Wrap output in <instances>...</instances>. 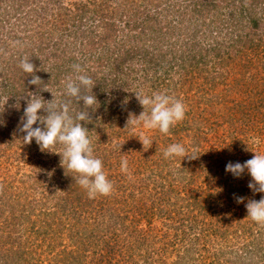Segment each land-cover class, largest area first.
<instances>
[{"label":"rangeland","instance_id":"374dc122","mask_svg":"<svg viewBox=\"0 0 264 264\" xmlns=\"http://www.w3.org/2000/svg\"><path fill=\"white\" fill-rule=\"evenodd\" d=\"M33 1L34 4L31 5ZM89 1L21 0V3H29L16 13V17H5L4 13H0V21L3 22L0 26V55L3 53L6 59L3 64L4 71H2V76H5L4 74L9 71V80H14L11 84H15V82L21 84L24 88L23 91H27L31 95L30 92H37V86L30 83L31 75L36 74L43 80L40 87L43 88L47 85L52 92L57 94V100H62L60 98L65 96L61 95L63 85L61 82L58 84V81L66 79L68 76H63L59 69H54L52 72L51 70L54 67L53 63L57 59L58 53L85 59L84 57L82 58L80 53L82 44L80 42L72 43L74 37L69 36V33L73 29L74 24L81 20L80 15L91 16L93 14L94 3L90 5L88 4L90 3ZM32 7L34 9H31ZM12 10L13 13L14 9L12 8ZM42 34L50 37L49 42L46 41L47 39H41L40 41ZM155 36H150V38H154L152 40L154 50L160 46ZM62 39L65 40L63 43H67L68 46L61 42ZM53 42L55 45H53ZM40 44L43 47L42 53L39 50ZM49 44L52 45L49 47ZM31 48L38 53L36 66L40 71L28 74L21 69L20 63L25 58L31 60L29 58L30 50H33ZM56 50H58V53ZM18 56L21 57L20 63L16 61ZM10 57L12 61H15L18 68L14 69V71L13 69L9 70V68L6 70L7 66L12 67L14 65L9 62ZM50 57H52L51 60ZM254 59L255 64H258L264 75V52L260 57H255ZM159 64L161 65H159L158 69L160 68L161 73L164 74L165 70L167 71L161 76L163 79L162 89L153 83L146 82L143 78H137L128 71L129 74L123 77L124 80L119 82V85L105 90L102 96L99 92L97 94L94 93L97 97L100 111V108L105 106L103 103V101L106 102L105 98L110 102L109 106L113 108L110 118H107L109 120L104 123L107 132L98 133L91 131L88 133L89 138L91 137L93 155L102 160L103 171L113 184V190L107 197L109 201L103 202L104 211H95L94 213L91 209L94 206L93 204L98 202H91L93 199L88 197L85 190V195L80 200L84 210L82 223L79 222L76 225V221L72 220L71 223L66 222L65 226L61 227L57 223L60 219L56 214L54 216V211L57 209L61 210L60 202L64 201L65 194L63 191L60 192V190L67 189L64 183L69 178L68 175H72L71 172H66V170H57V155L51 152H42L37 149L36 145L30 148V145L24 144L21 138L25 133L23 134L19 129L15 131L17 138L14 135L9 140L6 135L2 137L1 142L3 143L0 145V188L2 191L4 189L5 193L0 198V264H70L69 259L75 254L79 255L85 246H87L85 255L92 256L88 241L90 237H94L93 233L95 231L93 229L95 227L98 228L96 234L103 233L105 227L102 224V220L107 222L109 219L112 227H115L114 230H119L122 222L114 224L109 217L121 215L125 218L124 212H127L130 216L129 219L126 217L125 221L126 225H129V230L127 231L129 239L123 242L126 234L122 237L118 233L119 236L115 243L119 242V244L114 250H107L105 248L106 242L102 241L104 240L102 239V243L95 247L98 250V254H103L102 257H98L97 264H175L183 257L191 258L188 264H231L230 262L225 263V259L222 258L221 254L226 251H233L232 256H234L235 253L243 251L246 244L253 242L255 245L251 244L248 249L252 251V248H254L257 256L260 253V258L263 259L260 264H264V251L258 245V237L264 226L258 225L254 221L252 222L257 225L250 222L245 207L248 200L255 199L258 201L264 197V193H255L253 196H249L252 192L248 187L251 176L247 171L241 178L231 182L229 174L226 172V164L224 165V173L228 180L227 183L224 181L222 184L219 183L220 180H224L222 174L216 179L204 177L205 175L203 174L200 176L201 178H196V183L188 188V192L184 191L181 181L178 179L177 174L174 173L177 182L174 186L175 189H170L171 194H167V191H164L165 189L163 190L161 186L159 187V183L153 181L155 178L153 177L154 174H152V171L159 164L158 159L167 147L173 144L171 140L182 141L181 144L190 152L193 141L189 133H186V130L192 136H194L195 130L206 132L207 137L204 139V148L213 147L218 151L222 146L228 145L231 148L228 151L231 155L220 153L221 160H225L228 158L227 156H230L232 159L244 163L249 160L247 159L248 154H250V158H253L254 152L264 154V118L261 116L264 113V109L254 115L253 113L250 114L255 108V101L264 98L263 87L257 89L253 85L248 87L236 84L232 87L230 95L224 97L225 91L223 92V90H225V86H222L218 91H212V94L216 96L214 98H219L220 103L219 101H214L211 104V95L205 97L203 93L198 92L195 88L189 86L186 88L187 86H185L183 88L186 89L183 93L181 84L177 85V82L182 78L169 65H165V63ZM134 66H138V64ZM242 72H244L242 68H235L234 66L232 74L235 78H240V76H243ZM75 75H77L76 72L73 76L75 77ZM13 77L16 78L13 79ZM200 81L199 78H194L192 84L198 87V84H201L203 79H200ZM229 82L230 79H227L226 83L228 84ZM176 85L178 86L177 88ZM25 87L28 90H25ZM27 93L24 95L25 97L28 95ZM135 93H143L149 96L153 93H165L175 99H179L186 108L185 118L171 127L170 131L173 130V132L169 131L168 134L161 133L158 129L148 130L142 126L133 127L131 124L126 128L129 113H134L138 116L143 111ZM38 94L42 95L45 100L53 99L50 92L39 91ZM8 96L0 92V111L2 110L3 112H0V124H2V120H6V114L10 112V110L5 111L4 109L8 105L18 103L15 99L12 100ZM21 99L23 101L21 104L26 103L24 97ZM125 100L128 101L126 104L123 103ZM239 104H242L246 111L240 109ZM81 109H83V104L74 110L81 111ZM43 113L41 111L40 115H43ZM217 121L219 122L218 124ZM98 126L100 125L98 124ZM212 128L217 130V134L212 133ZM174 131L181 132L179 136H176ZM141 135L147 136L152 141L149 149H144L138 139ZM62 147V145L57 144L52 151H60ZM248 148L251 151L246 150ZM122 159H127L128 161L127 173L121 171ZM175 160L177 159L175 158ZM235 162L233 161V163ZM164 164L166 165V163ZM177 165H169L172 168L166 172H173ZM221 170L222 167H220V172ZM47 175L49 178L53 175L52 178L56 185L50 186L48 189L44 187V189L48 192L58 190V192L51 191L48 195L49 198L45 195L48 193L43 192L44 190L41 188L42 184L47 181ZM126 179L131 181L125 192L130 197V200L122 205L118 203V200L116 202L114 198L111 199V196L115 194L117 186L118 188L124 186V180ZM114 181H118L117 186ZM10 185H14L12 186L13 188L9 189ZM38 185L39 188L36 191L35 189ZM219 188H222V194L226 193L223 191L227 189L233 190L235 195L242 188H246L245 195H241V197L245 198L244 203L226 201L222 205V208L226 209V213L228 206H235L238 209L237 215H235V210L230 214L221 213L218 215L220 218L227 219L225 229H220L219 226L215 229L213 228L214 223L217 222V216L212 214V206H208L206 200L208 198L212 202L214 197L212 198L211 194L215 196ZM118 195L122 198L124 189L118 192ZM160 195L165 200V203H162ZM42 197L44 199L40 203L39 208L42 207L43 212L38 209L36 210L37 215H35V212V214H31L27 218L29 219L28 221H20L18 216L26 214L20 210L29 207L32 204L31 199L36 198L38 200ZM200 200L202 202H198ZM78 203L79 201L77 200L75 204ZM195 204H197V208L201 209V212L198 211L193 214L188 209L190 205L196 207ZM155 210L157 211L154 212ZM180 211H183V215ZM153 212L154 215H152ZM103 214H105L106 219H102L101 215ZM161 214L162 216H159ZM169 214L174 220L169 217ZM197 215L200 218L195 217ZM188 216L191 218H188ZM48 222L51 226L50 232L41 231L30 234L35 232L37 228L46 227ZM206 224H211V228L200 233V230ZM241 224L251 227L253 232L247 233ZM36 236L37 240L33 247L39 245L43 246V248L38 247L32 258L30 256L26 257L24 254L19 256L17 252H20V246H28L26 243L34 240ZM77 236L80 237L78 238ZM115 236L111 235L110 237L113 239ZM75 237H77V242L81 244L78 249L71 247L70 244L72 238ZM108 237L105 236L103 238L108 240ZM80 238L82 239L80 240ZM110 241H112V244L113 240L110 239ZM12 244L14 245L12 246ZM68 244V250H65ZM47 246L52 248L50 254L46 251ZM187 249L191 250V252L194 250L196 257L187 255ZM42 250H45L46 254H43ZM62 259L67 260V262H62Z\"/></svg>","mask_w":264,"mask_h":264},{"label":"trees","instance_id":"16d2710c","mask_svg":"<svg viewBox=\"0 0 264 264\" xmlns=\"http://www.w3.org/2000/svg\"><path fill=\"white\" fill-rule=\"evenodd\" d=\"M11 1L12 0H0V13H4L5 17H16V13L21 11L22 8L26 7L29 3H21V0ZM89 2L90 3L88 4L90 5L94 3L92 8L93 14H91V16L80 15L79 17L81 20L74 24L73 29L70 30L69 33V36L72 38L74 37L72 43L80 42L82 44L80 53L82 54V58L84 57L85 59H81V57H70L71 55H60L58 50H56L58 56L54 61V67L51 70L52 72L54 69H59L63 76H73L75 73L73 66L76 64L81 66V74L91 77L95 86L92 92L91 90L86 91V89H82V94L95 95L94 93L97 94V92H99L102 96L105 90H108L112 86L115 87L119 85V82L124 80L123 77H126L129 74L128 71H130L137 78H143L146 82H150L151 84L153 83L162 89L163 79L161 76L167 71L165 70L164 74L161 73L162 71L160 68L158 69V67H160L159 65H161L159 63H165L167 66L169 65L170 68L172 70L174 69L175 73L182 78L179 82H177V85L179 83L181 84V91L183 93L188 86L195 88L198 92L203 93L205 97L211 95V104L214 101H219L220 103L219 98H214L216 96L215 94H212V91H218V89L222 86H225V90H223V92L225 91L223 94L224 97L230 95L232 87L236 84L248 87L253 85L257 87V89L261 87L264 89V75L262 74L258 64H255L254 59L255 57H260L264 52V0H90ZM32 4H34V1L31 5ZM34 7L31 9H34ZM12 8L14 9L13 13ZM30 17H32V15H30ZM2 23L3 22L0 21V26ZM150 36H155L159 41L160 46H158L155 50L152 45V40L154 38H150ZM49 38V36H44V34H42L40 41L41 39H47L46 41L49 42ZM64 41L65 40L62 39L61 42L63 43ZM61 42L60 44L62 45ZM63 44L68 46L67 43ZM50 45L52 44H49V47ZM53 45H55L54 42ZM39 50L41 53L43 52L41 44L39 46ZM37 55L38 53L35 52L34 49L30 50L29 58L31 60H28L35 66L36 63H38ZM51 58L52 57H50V60ZM17 59L18 60L16 61L20 63L21 57L18 56ZM80 59L81 61H79ZM4 61H6V59L2 53L0 55V72L4 71ZM9 62H12L15 66L12 65L13 68L11 66H7L6 70L9 68V70L13 69L14 71V69L17 68L15 61H12L10 57ZM135 64H138V66H134ZM234 66L235 68L240 67L244 70V72H242V77H234L232 74ZM2 74L3 72L0 73V92L4 95H9V98L12 100L15 99L18 103L8 105L4 109L5 111L10 110V112L6 114V120H2V124H0V145L3 143L1 142L3 136L6 135L8 140L11 139L13 135L16 137L15 131L19 129L18 125L20 124V118L23 115L24 108L26 107V103L21 104V102H23L21 98L25 97L24 95L27 93V91H23L24 88L21 84L16 82L15 84H11L14 80H9V71L4 74L5 76H2ZM14 78L16 77H13V79ZM194 78H199V82H201L200 79H203V82L198 84V87H196L192 84ZM227 79H230L228 84L226 83ZM62 80L65 79H60L58 84ZM177 85L176 88L178 87ZM185 86L187 87L183 88ZM1 87H3L2 90ZM25 90H28L27 87H25ZM60 99L71 100L73 110L83 104L82 101L79 103L75 98H70L66 95ZM105 100L106 102L103 101L105 109L100 108V111L98 107L99 103H97L93 106V110L95 111H92L91 109L89 110L91 121L88 123L82 122L84 123V126L89 129L88 133L91 131H96L98 133L107 132L104 127V123L109 120L107 118H110L113 108L109 106L110 102L106 98ZM239 106L240 109H245L242 104H239ZM263 109L264 98L257 99L255 101V108H253V111H251L250 114L253 113L254 115L257 112L259 113L263 111ZM81 110L87 111V109L84 108ZM0 112L3 113L2 110ZM75 112L77 111L74 110L73 115H75ZM43 115H45V113H43ZM261 116L264 118V113H262ZM218 123L219 122L217 121V124ZM98 124L100 126H98ZM37 126H41L39 122L37 125H34V127ZM211 130L212 133L217 134V130L215 128H212ZM170 132H173V130ZM180 132L181 131H174V135L179 136ZM186 133H189L192 137L191 140L193 141V145H191L192 148L190 147V152L186 150V154L187 156L194 157L195 159H189L181 156L166 159L162 154L158 159V166L155 167L156 169L154 171H152V174H154L153 177L155 178L153 181L159 183V187L161 186L163 190L165 189L164 191H167V194H171L170 189H175L174 186L177 180L174 173L177 174L178 179L181 181L184 191H187L191 185L196 183V178L199 179L198 177L203 174L205 175L204 177H213L214 179L222 174L224 180H220L219 183L222 184L223 181L227 183L228 180L226 174L224 173V165L229 162L233 163V161H238L232 159L230 156H227L228 158L225 160H221L220 153L231 155L228 152L231 148L228 147V145L222 146V148H219L220 150L218 151H216L213 147L204 148V139L207 137L206 132H202V130H195L194 136H192L188 130H186ZM171 142L181 144L182 141L179 142V140L176 141V139H174L171 140ZM28 145H30V148L35 147L36 145L37 149H40L35 140ZM250 157V154H248L247 159H251ZM175 158L177 160H175ZM60 159V156L57 155V170L63 171L65 169L60 166ZM164 163H166V165ZM176 164L178 165L174 171L172 170L173 172H166L172 168L169 165L175 166ZM220 167H222L221 172ZM71 174L72 175H68L69 178H67L64 183L66 184L67 189L60 190V192L63 191L65 194L63 199L64 201L60 202L61 210L57 209L54 211V216L56 214L60 219L57 223L61 225V227L65 226L66 222L71 223L72 220L76 221V225L79 222L82 223L83 220L82 215L84 210L83 204H80V200L85 195V189L77 184L76 180L72 177L77 174L73 172H71ZM228 174L230 181L235 182L237 178H234L230 173ZM50 178L48 176L47 181H44L45 183L41 186L44 190L42 191L48 193L45 194L48 198L51 191L58 192V190H51L50 192L45 190L50 186L56 185L53 178ZM114 182L115 185L118 184V181ZM130 183L131 181L126 179L124 180V186H122L123 188H118L116 185L117 189L115 190V194H112L111 199L114 198L116 202L118 200V203H121L122 205L123 203L125 204V202L129 201L130 197L127 196L125 192ZM12 186L14 185H10L8 188L11 189L13 188ZM38 188L39 185L35 190L37 191ZM122 189H124V196L120 198L118 192H121ZM245 189L246 188H242L238 194L235 195L233 190L230 191L227 189L223 191L226 193L222 194V188H219V191L216 192L215 196L211 194V197H214V202L212 201L213 204H211L212 202L206 198L208 206H212V214L217 216V222L214 223L213 226L214 229L217 226H219L220 229H225V226H227V219L218 217L221 213L230 214L235 210V215H237L238 209L235 206H228V211L226 213V209H223L222 205H224L226 201L236 202L235 197L245 195ZM3 191L0 188V198L5 193V191ZM254 194L255 193L252 191L249 196H253ZM107 197L108 195H97L96 198L91 200V202H98L97 204H93L94 206L91 211H93V213L95 211L103 212L105 207L103 206V202L109 201L107 200ZM43 199V197L38 200L36 198L31 199L32 204H30L29 207L25 209L22 208V210H20L22 213L26 214L19 215V220L28 221L29 219L27 218H29L31 214H35L36 210L39 209L42 211V207L39 208V205ZM77 200L79 203L75 204ZM153 201L155 202L154 198ZM161 201L162 203H165V200L162 197ZM198 202L202 201L200 200ZM195 205L196 207L190 205L188 209L193 214L198 211L201 212V209L197 208V204ZM156 211L157 210L154 212ZM154 212L152 215H154ZM180 212L182 214L183 211ZM37 214L38 213L36 212L35 215ZM124 215L125 218L121 215H112L109 217L114 224L122 222L119 230L117 228V230H114L115 227H112L109 219L107 222H105L106 220H102V224L105 227L103 233L101 232V234H96V230H98V228L95 227L93 229V231H95L93 233L94 237H90L88 241L90 244L89 247L92 250V256L85 255V250L87 249V246H85L79 255L75 254L71 257V259H69V256L68 259L70 260V264H97V261L99 260L98 257H102L103 254H98V250H96L95 247H98L99 244L102 243V239H104L102 241L106 242L105 248L107 250H114L118 247L117 244H119V242L115 243V241L118 239L119 234H121L122 237L126 234L125 240L123 241L126 242V240L129 239L127 237L129 225H126L125 221L126 217L129 219L130 216L127 212H124ZM101 216L102 219H106L105 214ZM159 216H162V214ZM169 217L172 218L170 214ZM195 217L200 218L198 215ZM188 218L191 217L188 216ZM172 219L174 220V218ZM249 220L252 222L251 218H249ZM253 224L257 225L255 223ZM241 225L247 233L253 232L251 227H247L243 224ZM210 228L211 224H206L205 227H202L200 233H203ZM226 230H224V232H226ZM41 231L46 233L51 231L49 222L46 227L37 228L35 232H31L30 234ZM111 235L116 236L112 239V237H110ZM105 236H109L110 239L113 240V243L111 244L112 241H110L109 237L108 240H105V238H103ZM77 237L79 238L80 236ZM77 237L72 238L70 243L71 247L75 249H78L81 246V244L77 242ZM81 239L82 238H80V240ZM36 240L37 236L34 240L26 243L28 246H20V252H17V254L19 256L24 254L26 257L30 256L32 258L34 252L36 253V250H38V247L43 248V246L39 245L33 247ZM251 244L255 245L254 242ZM251 244H246L243 251L235 253L234 256H232L233 251H226L221 254L222 258L225 259L224 262H230L231 264H260V261H263V259L260 258L261 254L259 253V256H257V252L254 248H252V251L249 250L248 247ZM13 245L14 244H12V246ZM258 245L261 250L264 251V227L258 237ZM67 247H69V244L65 247V250H68ZM51 250L52 248L47 246L46 251L49 254ZM46 251L42 250L41 252L46 254ZM187 255L196 257L194 250L191 252V250L187 249ZM190 259L191 258L189 257H183L175 264H188ZM61 261L67 262V260L64 259Z\"/></svg>","mask_w":264,"mask_h":264},{"label":"clouds","instance_id":"9594fccd","mask_svg":"<svg viewBox=\"0 0 264 264\" xmlns=\"http://www.w3.org/2000/svg\"><path fill=\"white\" fill-rule=\"evenodd\" d=\"M20 67L28 74L40 71L27 58L21 61ZM73 67L77 75L75 77L68 76L61 81L63 85L61 95L75 98L79 103L82 101L83 108L87 111H77L73 115L71 100H57V94L52 92L47 85L43 88L40 87L43 80L35 74L31 75L30 83L37 86V92H30L31 95L24 97L26 107L18 128L20 132L25 133L21 138L24 144H31L35 140L42 152L59 155L60 166L66 172L76 173V176H72L76 183L87 191L90 199H94L97 195H109L113 190V184L103 171L102 160L93 155L92 142L88 135L89 129L84 126V123L91 121L89 110L95 111L93 106L98 103V100L95 95L82 94V89L92 92L95 87L94 82L91 77L80 74L82 69L79 65ZM39 91L52 93L53 99L45 100L42 95H37ZM135 96L143 111L138 116L129 113L126 128L131 124L133 127L142 126L148 130L158 129L161 133L168 134L171 127L185 118L186 108L179 99L165 93H153L151 96L135 93ZM127 102L125 100L123 103ZM41 111L45 115H40ZM38 122L41 126L34 127ZM138 139L144 149H149L152 141L147 136L141 135ZM57 144L63 146L62 150L52 151ZM254 153L253 158L244 163L229 162L226 165V172L232 174L234 178H241L247 171L251 176L248 187L254 193H264V154ZM163 155L166 159L177 156L195 159L187 156L186 148L179 143L169 145ZM121 171L128 172L127 159L121 160ZM235 200L237 203L245 202V198L240 196L235 197ZM245 207L247 217L258 225L264 226V197L258 201L248 200Z\"/></svg>","mask_w":264,"mask_h":264}]
</instances>
